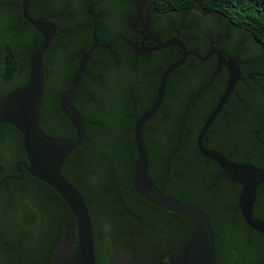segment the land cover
Returning <instances> with one entry per match:
<instances>
[{"label": "trees", "instance_id": "16d2710c", "mask_svg": "<svg viewBox=\"0 0 264 264\" xmlns=\"http://www.w3.org/2000/svg\"><path fill=\"white\" fill-rule=\"evenodd\" d=\"M62 1L63 7L54 8L49 0L43 8L42 16L55 24L58 38L63 39L64 45L56 50L53 59L50 57L53 45L44 55L40 127L49 136L75 141V129L60 110L59 99L78 64L79 50L92 42L93 19L87 10V0ZM93 1L95 11L106 10L107 5L112 4L111 0H106L105 4L100 0ZM149 1L163 11L173 13L176 27L182 24V17L186 15L189 28L181 31L180 38L189 50L202 56L206 52L204 41L209 36L205 23L210 22L211 28L217 27L215 30L222 33L225 25H230L228 40L238 45L241 52L235 49L229 53L248 60L242 64V70L245 74H253L247 79L251 86L250 100L257 112L256 119H262L264 0ZM61 10L64 15L60 14ZM75 11L78 14H74ZM29 14L37 18L33 7ZM24 22L30 39L22 48L18 49L0 37V88L8 86L0 94V102L26 82L30 55L43 42L41 33L28 21ZM240 39L243 42L239 44ZM70 52L72 68L63 87L55 89V81L60 77ZM116 52L110 55L107 51L109 64L90 77L93 84L105 81L106 89L95 86L88 92L82 87L76 91L74 106L85 120L86 134L82 145L66 159L62 174L81 192L88 206L94 227L97 264H168L164 258L186 239L192 225L184 217L145 200L133 188L137 111L125 104L122 87L127 82L135 86L139 80L138 74L129 71ZM96 53L94 51L90 65L99 58ZM178 57L176 52L175 59ZM47 58L51 61L48 66ZM101 59L104 60L105 56ZM214 60L211 58L202 63L196 56L190 57L195 69ZM212 69L206 68L202 75L203 84L208 82ZM241 97L244 99L242 103L233 97L228 100L224 110H230L231 114L220 113L206 133L204 143L206 148L217 150L232 161L253 164L252 153H247L248 148H245L252 126L243 108L249 103L242 94ZM214 104L205 112L208 113ZM185 111L183 106L170 113L174 112L176 122H181ZM203 121L204 117L197 122L190 136L185 135L186 126L180 123L162 124L154 139L143 136L148 148L150 176L161 187L167 174V159L172 155L164 193L197 206L208 215L214 230L216 264H264V235L250 228L238 208L241 185L229 180L219 164L198 149L197 136ZM213 130L218 137L217 148L209 146L206 140ZM4 149L23 151V139L17 128L0 123V150ZM20 160L28 163L25 153H0V168L9 166L14 169ZM255 165L264 168V165ZM254 216L264 220V183L258 189ZM65 226V239L76 235L72 210L47 183L28 172L23 179L3 181L0 187V264H51L53 250Z\"/></svg>", "mask_w": 264, "mask_h": 264}, {"label": "water", "instance_id": "95a60500", "mask_svg": "<svg viewBox=\"0 0 264 264\" xmlns=\"http://www.w3.org/2000/svg\"><path fill=\"white\" fill-rule=\"evenodd\" d=\"M30 2L31 0H22L23 16L41 33L43 42L30 55L29 74L26 82L9 92L1 100L0 123L12 125L20 131L28 160V163L25 164L26 170L58 192L75 216L77 233L72 238L65 239V226L62 237L53 250L51 264H97L94 227L88 206L81 192L63 176L62 169L68 156L82 145L86 134V123L74 106V98L90 56L98 44V24L95 23L93 30L94 44L82 54L69 87L59 99L60 110L74 127L76 140L55 138L41 129L40 114L44 93L43 58L57 34V28L48 17L36 19L31 17L29 14ZM171 45L181 49L182 57L170 64L164 71L154 105L143 112L135 122L134 142L137 148V157L132 174V185L142 198L184 217L192 225L186 239L164 258L168 264H216L214 230L208 215L199 207L186 204L164 193L169 176V160L172 155L167 160V174L163 185L158 187L155 184L150 176L148 148L142 135L145 123L162 105L170 74L182 66L189 55H194L201 61L209 59L213 54L217 56V65L209 84L213 82L223 66L228 70L229 78L226 88L219 102L202 125L197 137V146L200 153L219 164L229 180L241 185L238 208L250 228L263 235L264 220L254 216V208L258 189L264 183V168L250 162L232 161L219 151L206 148L204 143L206 133L224 108L236 84L241 80V68L237 59L226 55L223 50L216 47L202 56L196 51L188 50L179 39V35L156 48Z\"/></svg>", "mask_w": 264, "mask_h": 264}, {"label": "flooded vegetation", "instance_id": "af4514ba", "mask_svg": "<svg viewBox=\"0 0 264 264\" xmlns=\"http://www.w3.org/2000/svg\"><path fill=\"white\" fill-rule=\"evenodd\" d=\"M48 1L49 0H31L29 9L33 7L37 18L44 17L42 16L43 8L44 5L48 3ZM50 1L52 2L54 8L63 7L62 0ZM87 1L89 2L87 5V10L93 19V30L95 23L97 22L98 24V44L94 51H97L96 55H98L99 58L97 60H93V65H90V60L94 53L93 51L78 88L82 87L83 91L85 92L90 91L95 86L106 89L105 81H99L97 84H93L90 81V77L96 76L95 72L101 70L102 66L106 67L109 64V54L107 51H109L111 55V53H114L115 50H117L115 55L122 59V62L127 66L129 71H131L133 74H138L139 81H137L135 86H131L128 84L129 82H127L126 85L122 87L127 101L125 104L134 107V109L137 111L136 116L138 118L143 112L149 110L154 105L158 94L159 83L164 71L170 64L176 62L182 57V51L178 46L171 45L163 48L156 47L160 44L166 43L177 35H179V39L181 40V31L189 28V25H187L185 21L186 15H183L182 17V24L176 27L173 13H170L169 11H163L154 2H150L149 0H111L112 4H110V6L109 4L107 7L103 5V9L106 7V10H102L101 8V10L98 11L93 9L95 7V2L93 0ZM100 3L105 4L106 0H100ZM21 4L22 0H0V10L7 14V20L4 24L6 29L4 38L12 42L18 49L22 48L23 45H26V42H28L30 39V34H28L29 30L24 22L26 18L23 16ZM77 9L81 8L77 7ZM63 13V10H61L60 14L64 15ZM74 14L78 13L75 11ZM56 15L58 16V12ZM205 24L206 27H208L206 30L209 35L208 40L204 41V47L206 48L205 55L213 47H216L220 50H223L226 55L237 59L239 63L242 77L241 80L236 84L235 89L231 93L229 99L233 97L236 101L242 103L244 99L241 97V94L247 98L249 104L245 105L243 110L246 112V117L248 118L249 124L252 126V128L251 131L249 130V142L248 146L245 148H248L247 153H252L251 158L255 164L264 165V110L261 113L262 119L258 117L259 119L257 120V112L252 106L250 100L251 86L248 82V80L253 77V74H245L242 70V64L247 63L248 60H241L229 53L235 49H238L239 53L241 52L238 45L235 46L234 42L228 40L231 29L230 25H225V32L222 33L221 31L219 32L215 30L218 29L217 27L211 28L210 22ZM99 33H101V37L99 36ZM58 35L59 32H57V34L54 36L50 45V47L53 45L50 56L52 59L54 58V54L61 48L62 45H64L63 39L58 38ZM194 39L195 38H193V40ZM242 42V39L238 41L239 44ZM93 44L94 38L92 39L90 45L82 47L79 50L81 53L80 59L82 54L87 52ZM246 50H248V48H246ZM176 52L179 55L177 59H175ZM102 56H105L104 60L101 59ZM191 56L194 55H189L186 62L170 74L167 80L165 97L161 107L145 123L143 127L142 135L145 139H154L157 135V132L159 131V128L164 123H168L169 125L180 123L181 126H186L185 135L190 136L193 134L197 122L204 117V123L211 111L219 102L228 82V70L223 66L217 76L214 78L213 82L209 84L210 78L217 65V56L213 54L209 59L214 58V61L209 62L203 67L197 66L196 69V65L190 61ZM209 59L205 61L199 60L202 63H205ZM50 63L51 61L49 62V59L47 58V66ZM78 64L68 81V87L78 67ZM208 67H213L212 73L208 82L203 84L202 75ZM63 68L64 69L61 71L60 77L55 81V89H60L63 87L66 77L72 68L71 52L67 63ZM224 69L225 73L223 72L222 74ZM153 74H155V76H153ZM66 89H64V91ZM193 101H195L194 104ZM213 102H215V104L212 106L211 110L206 113L205 110H207V108H209ZM183 106L186 110L184 112L185 116L181 122H176V118H174V112L170 113V111L174 108H181ZM222 111L226 115L231 114V111L228 109L224 110L223 108L221 112ZM220 113L214 122L218 119ZM235 114L237 113L235 112ZM239 117L240 116L237 114V118ZM180 132H182V129ZM206 140L209 146L213 148L219 147L217 143L218 137L215 130H213L210 135L207 136ZM0 153L26 152L25 150L4 149L0 150ZM25 164H27L25 160H20L16 163L14 169L10 168L9 166H6L5 169L1 167L0 187L2 186L3 181L7 180L8 178L23 179L25 172H28L26 170Z\"/></svg>", "mask_w": 264, "mask_h": 264}, {"label": "rangeland", "instance_id": "374dc122", "mask_svg": "<svg viewBox=\"0 0 264 264\" xmlns=\"http://www.w3.org/2000/svg\"><path fill=\"white\" fill-rule=\"evenodd\" d=\"M7 20V14L4 11L0 10V37L5 35V21ZM8 89V86H4L0 88V94L5 92Z\"/></svg>", "mask_w": 264, "mask_h": 264}]
</instances>
